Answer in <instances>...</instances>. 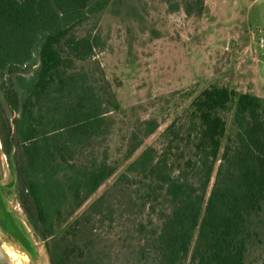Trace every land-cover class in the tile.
Wrapping results in <instances>:
<instances>
[{
	"label": "trees",
	"instance_id": "1",
	"mask_svg": "<svg viewBox=\"0 0 264 264\" xmlns=\"http://www.w3.org/2000/svg\"><path fill=\"white\" fill-rule=\"evenodd\" d=\"M111 1L0 0V136L4 151H14L19 200L34 218L51 264H77L69 238L100 213L106 194L73 223L72 234L58 239L56 229L117 170L106 153L98 156V148L109 137V108L119 105L84 69L99 45L97 36L78 35ZM181 4L199 15L205 8V0H183L172 9ZM191 107L185 145L187 152L194 145V156L184 167L183 153L170 162L168 153L157 158L148 147L112 189L145 181L149 193L168 204L152 239L154 264H246L256 223L264 217L263 99L212 86ZM6 108L15 113L12 122ZM232 111L235 134L220 156L223 114ZM158 127L146 121L144 135ZM166 132L178 136L172 126Z\"/></svg>",
	"mask_w": 264,
	"mask_h": 264
},
{
	"label": "rangeland",
	"instance_id": "2",
	"mask_svg": "<svg viewBox=\"0 0 264 264\" xmlns=\"http://www.w3.org/2000/svg\"><path fill=\"white\" fill-rule=\"evenodd\" d=\"M181 1L112 0L78 30L81 36H97L99 45L84 69L109 88L119 109L109 108V137L98 148V156L106 153L116 172L55 232L58 239L68 231L72 234L73 223L106 194L100 213L69 238L77 264H154L152 239L160 232L168 204L149 193L145 181L117 189L113 184L148 147L155 149L157 158L168 153L170 162L183 153L184 167V160L194 156V145L190 152L185 145L191 106L204 89L226 87L264 102V0H205L201 15L188 13L183 4L173 10ZM5 110L12 122L15 113ZM233 115L223 114L227 125L220 156L235 134ZM150 120L159 127L145 136ZM170 126L177 137L166 132ZM137 141L141 146L130 154ZM0 143V231L34 253L40 264H51L36 222L19 200L14 151H4L1 136ZM256 224L246 264H264V217Z\"/></svg>",
	"mask_w": 264,
	"mask_h": 264
},
{
	"label": "water",
	"instance_id": "3",
	"mask_svg": "<svg viewBox=\"0 0 264 264\" xmlns=\"http://www.w3.org/2000/svg\"><path fill=\"white\" fill-rule=\"evenodd\" d=\"M0 143V179L4 175ZM0 264H40L39 260L22 244H16L12 236L0 231Z\"/></svg>",
	"mask_w": 264,
	"mask_h": 264
},
{
	"label": "flooded vegetation",
	"instance_id": "4",
	"mask_svg": "<svg viewBox=\"0 0 264 264\" xmlns=\"http://www.w3.org/2000/svg\"><path fill=\"white\" fill-rule=\"evenodd\" d=\"M32 254H34V253H32Z\"/></svg>",
	"mask_w": 264,
	"mask_h": 264
}]
</instances>
